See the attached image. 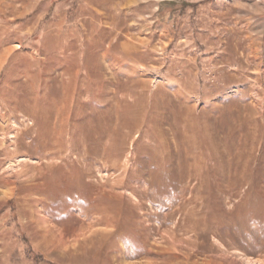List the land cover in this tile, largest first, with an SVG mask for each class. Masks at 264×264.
<instances>
[{"label":"rangeland","instance_id":"374dc122","mask_svg":"<svg viewBox=\"0 0 264 264\" xmlns=\"http://www.w3.org/2000/svg\"><path fill=\"white\" fill-rule=\"evenodd\" d=\"M0 264H264V0H0Z\"/></svg>","mask_w":264,"mask_h":264},{"label":"bare ground","instance_id":"6f19581e","mask_svg":"<svg viewBox=\"0 0 264 264\" xmlns=\"http://www.w3.org/2000/svg\"><path fill=\"white\" fill-rule=\"evenodd\" d=\"M23 131H25V130H23ZM27 131H28V130H26V133H27ZM32 131H33V130H32ZM1 132H2V131H1ZM19 132H21V131H18V133H19ZM28 132H29V131H28ZM18 133H17V134H18ZM28 134H29V133H28ZM18 136H19V135H18ZM27 136H28V135H27ZM2 137H3V136H2ZM23 139H24V138H23ZM23 143H25V140H24ZM2 145H3V143H2ZM14 147H16V145H15ZM24 147H25V146H24Z\"/></svg>","mask_w":264,"mask_h":264}]
</instances>
